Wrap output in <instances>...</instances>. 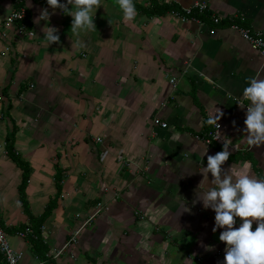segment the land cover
I'll return each mask as SVG.
<instances>
[{"label":"crops","instance_id":"crops-1","mask_svg":"<svg viewBox=\"0 0 264 264\" xmlns=\"http://www.w3.org/2000/svg\"><path fill=\"white\" fill-rule=\"evenodd\" d=\"M155 2L182 11L205 4L206 15L242 23L264 40V0ZM20 6L27 35L0 26V223L20 264H42L17 228L42 214L56 176L60 197L41 226L42 243L54 253L80 230L57 264H223V229L213 231L215 212L197 200L200 169L226 143L231 155L223 170L264 179V144L249 145L243 131L250 104L243 91L250 77L264 78V60L238 29L208 17L137 12L124 21L118 0H101L96 30L76 35L73 18L53 12L47 0ZM14 7V0H0V25ZM43 9L47 22L37 20ZM46 23L58 29L59 42L43 39ZM218 109L221 140L205 148L201 137ZM11 129L14 152L30 167L27 209L17 190L21 170L5 149Z\"/></svg>","mask_w":264,"mask_h":264},{"label":"clouds","instance_id":"clouds-1","mask_svg":"<svg viewBox=\"0 0 264 264\" xmlns=\"http://www.w3.org/2000/svg\"><path fill=\"white\" fill-rule=\"evenodd\" d=\"M53 9L59 8L72 19L71 31L79 35L82 31L96 30L94 15L101 6V0H47ZM72 7L69 8L68 5ZM124 21H134L137 10L134 0H118ZM50 13L41 10L37 20L48 21ZM46 29V31H44ZM44 40L48 45L59 42L58 29L45 24ZM243 98L250 101L247 105L245 128L247 142L252 146L264 144V78L250 77L244 88ZM241 105V104H240ZM218 115L209 119V124L217 125ZM207 153V149L204 155ZM231 151L224 143L223 149L215 155L207 156V165L200 171L202 180L198 188L197 200L204 208H211L215 212L213 231L223 229L219 240L225 242L226 250L223 264H264V179L250 176L247 172H233L222 169V165L229 159ZM244 168H248L245 163ZM212 180L209 184L208 174ZM189 210V209H186ZM239 217V227H234ZM256 228L253 230V223Z\"/></svg>","mask_w":264,"mask_h":264},{"label":"trees","instance_id":"trees-1","mask_svg":"<svg viewBox=\"0 0 264 264\" xmlns=\"http://www.w3.org/2000/svg\"><path fill=\"white\" fill-rule=\"evenodd\" d=\"M150 6L148 8H143L135 3V7L137 12H144L147 16H162L166 13H173L181 18L184 19H195L199 21H205L206 18L213 19L210 15H206V12L203 11L202 13H198L196 10H191L190 13H185L180 9L178 6L174 4H162V5H157L155 0H148ZM212 23H214L212 21ZM214 24H219V25H225L227 27L229 26H236L238 28H244L240 26H244L242 23H237L236 24L232 21L230 22L228 19L225 20H220L217 23ZM240 25V26H238ZM208 131L205 132V134ZM15 129L11 131L6 137H5V149L6 153L11 159L12 162H14L15 165L21 170L22 177H21V182L19 186L17 187L19 196H20V201L23 204L24 208L27 209V202L25 200V195H24V190L28 181L29 173H30V167L29 165L23 161L22 159L17 156V154L14 152L13 146H14V141H15ZM56 183V193L55 196L48 202V204L45 206L42 214L38 217H33L32 215L28 216L29 224L27 227L21 226L17 228L18 232L24 234V240L28 241V243L31 246V253L37 257V259L42 263V264H57L55 262V259L51 257H47L46 255L48 254V250L45 247V245L42 243L41 239V226L44 223V221L51 215L52 211L57 207V200L60 197V186L59 181H60V176L55 177ZM29 229L31 231V234H27L25 230ZM21 230V231H19ZM5 232L8 233L7 230ZM0 264H6L5 260L3 257L0 255Z\"/></svg>","mask_w":264,"mask_h":264},{"label":"built area","instance_id":"built-area-1","mask_svg":"<svg viewBox=\"0 0 264 264\" xmlns=\"http://www.w3.org/2000/svg\"><path fill=\"white\" fill-rule=\"evenodd\" d=\"M15 7L11 10V12L3 19L1 23V29H5L7 26L12 28L13 34L17 38H22L27 34V22H28V15L27 11L23 6H20V0H14ZM196 10L198 13H202L206 9L205 4H195L193 7L185 10V13H190L191 10ZM214 23H217L219 19L214 17L212 19ZM235 29H238V33L241 38L249 45V47L255 51L259 56L264 59V40L261 37V33L252 32L247 29L238 28L234 26ZM4 35V31L2 32ZM175 78L170 80V83L173 84ZM153 124L160 126L161 128H165L166 124L160 122L158 119L153 120ZM211 130H209L206 134L201 137V141L207 146H211L212 143H218L221 140L220 137V129L217 125L210 124ZM97 142H100V139H96ZM85 225H89V220H87L82 227ZM80 230H76L69 239H67L60 249L56 250L54 253H48L46 256L51 257L53 259H57L63 256L65 253L70 251L71 248L76 244V238L79 234ZM27 234H31L30 230H26ZM17 236L21 239L24 238V234L17 233ZM0 255L5 260L6 264H20L21 263V254L14 250L12 246L9 244L7 240V234L1 226L0 223ZM72 258V256H71Z\"/></svg>","mask_w":264,"mask_h":264},{"label":"rangeland","instance_id":"rangeland-1","mask_svg":"<svg viewBox=\"0 0 264 264\" xmlns=\"http://www.w3.org/2000/svg\"><path fill=\"white\" fill-rule=\"evenodd\" d=\"M27 35V34H26ZM251 49V48H250ZM252 50V49H251ZM261 57V56H260ZM262 58V57H261ZM263 59V58H262ZM264 60V59H263ZM12 128V127H11ZM11 131H12V129H11ZM204 145V147L205 148H208L205 144H203ZM7 240L10 242V238H8L7 237ZM194 257H191L190 255H189V259H193Z\"/></svg>","mask_w":264,"mask_h":264}]
</instances>
